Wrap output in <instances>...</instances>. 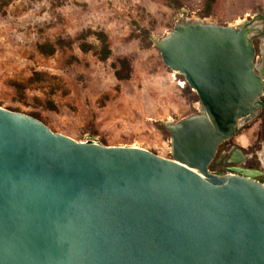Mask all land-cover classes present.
I'll use <instances>...</instances> for the list:
<instances>
[{
    "label": "water",
    "instance_id": "1",
    "mask_svg": "<svg viewBox=\"0 0 264 264\" xmlns=\"http://www.w3.org/2000/svg\"><path fill=\"white\" fill-rule=\"evenodd\" d=\"M187 22L158 43L201 104L168 126L173 159L0 107V264H264L262 173L239 147L229 174L209 171L264 109L256 24Z\"/></svg>",
    "mask_w": 264,
    "mask_h": 264
},
{
    "label": "rangeland",
    "instance_id": "2",
    "mask_svg": "<svg viewBox=\"0 0 264 264\" xmlns=\"http://www.w3.org/2000/svg\"><path fill=\"white\" fill-rule=\"evenodd\" d=\"M207 1L10 0L0 8V107L77 142L138 147L173 159L168 126L198 115L201 104L185 77L165 65L158 43L180 22H255V64H264V0H213L206 16ZM97 33L108 38L107 60ZM121 60L129 64V78L116 76L127 71ZM232 147L262 166L264 109L221 145L210 173Z\"/></svg>",
    "mask_w": 264,
    "mask_h": 264
},
{
    "label": "trees",
    "instance_id": "3",
    "mask_svg": "<svg viewBox=\"0 0 264 264\" xmlns=\"http://www.w3.org/2000/svg\"><path fill=\"white\" fill-rule=\"evenodd\" d=\"M9 1L10 0H0V8H3L5 6H7ZM212 4H213V0H208L207 1L206 8H205L206 9V16L211 14ZM95 35L98 38L99 42L101 43V59L102 60H107L109 58L110 54H111V49H110V45H109V42H108V38H107V36L104 33H97ZM83 36H84V39H86L88 37L87 34H85ZM88 46L89 45H87V43H84L83 45H81V50L84 51V52H88L89 51V47ZM120 65H121L122 68H126L127 71L124 72V71L118 69L116 71V76L119 79L129 78L130 71H129L128 62L125 61V60H121Z\"/></svg>",
    "mask_w": 264,
    "mask_h": 264
},
{
    "label": "flooded vegetation",
    "instance_id": "4",
    "mask_svg": "<svg viewBox=\"0 0 264 264\" xmlns=\"http://www.w3.org/2000/svg\"><path fill=\"white\" fill-rule=\"evenodd\" d=\"M264 151V149L262 151L259 152V155L260 153H262ZM246 154V153H245ZM249 158L245 164V168L248 169V170H255V171H259L262 173V175L260 176V179L259 180H264V157H262L261 155L258 157L257 161L262 165L261 167H256V166H253V165H250V162L252 161V159L254 158L253 155H249V154H246ZM222 158V156H221ZM218 162H222V166L220 167V169L218 170V174H229V171L227 170L228 169V165L225 163V159L222 158V160L220 159ZM220 165V163H219Z\"/></svg>",
    "mask_w": 264,
    "mask_h": 264
},
{
    "label": "bare ground",
    "instance_id": "5",
    "mask_svg": "<svg viewBox=\"0 0 264 264\" xmlns=\"http://www.w3.org/2000/svg\"><path fill=\"white\" fill-rule=\"evenodd\" d=\"M186 23V21L185 22H180V23H178L177 25H183V24H185ZM188 23V22H187ZM195 23H201L200 21H198V22H195ZM203 23H206V22H203ZM246 25H248V22L247 21H244V22H241L240 24H237V25H235V26H232V27H234V28H244V27H246ZM254 27H256V26H254ZM252 29V28H251ZM254 29V28H253ZM251 33H253V31H251ZM262 50H263V52H264V43H263V48H262ZM258 72L261 74V75H263L264 76V64L263 65H261V66H259L258 68ZM177 73V72H176ZM260 155L262 156V157H264V151L262 152V153H260Z\"/></svg>",
    "mask_w": 264,
    "mask_h": 264
},
{
    "label": "built area",
    "instance_id": "6",
    "mask_svg": "<svg viewBox=\"0 0 264 264\" xmlns=\"http://www.w3.org/2000/svg\"><path fill=\"white\" fill-rule=\"evenodd\" d=\"M226 153H227V152H225V153L222 155V158H223V159H225V157H226L225 154H226ZM213 174H218V172H214Z\"/></svg>",
    "mask_w": 264,
    "mask_h": 264
}]
</instances>
